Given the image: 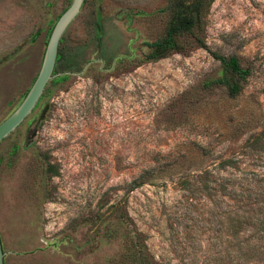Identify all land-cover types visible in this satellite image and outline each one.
I'll list each match as a JSON object with an SVG mask.
<instances>
[{"label":"rangeland","instance_id":"374dc122","mask_svg":"<svg viewBox=\"0 0 264 264\" xmlns=\"http://www.w3.org/2000/svg\"><path fill=\"white\" fill-rule=\"evenodd\" d=\"M71 0H0V121ZM171 0H83L28 115L0 139L3 264H264V0H212L206 45L144 60ZM120 213L125 220L118 219ZM250 243L259 247L251 249Z\"/></svg>","mask_w":264,"mask_h":264},{"label":"trees","instance_id":"16d2710c","mask_svg":"<svg viewBox=\"0 0 264 264\" xmlns=\"http://www.w3.org/2000/svg\"><path fill=\"white\" fill-rule=\"evenodd\" d=\"M212 0H171L168 18L162 35L152 41L143 42L149 50L143 55L144 60H156L173 52H182L194 45L205 49L221 68V75L213 78L206 85H223L230 96L236 95L242 84L250 75V69L241 65L235 55L223 56L211 50L205 43L201 32L204 15ZM118 219L123 222L125 215L120 213ZM126 253L122 255L129 264H157L147 255L144 245L136 236ZM1 245V244H0ZM259 246L250 243L251 249ZM261 248L264 247L261 244Z\"/></svg>","mask_w":264,"mask_h":264},{"label":"water","instance_id":"95a60500","mask_svg":"<svg viewBox=\"0 0 264 264\" xmlns=\"http://www.w3.org/2000/svg\"><path fill=\"white\" fill-rule=\"evenodd\" d=\"M83 0H71L58 16L49 33L39 70L20 101L13 110L0 121V139L11 132L28 115L40 97L47 81L52 76L57 46L60 36L69 21L78 12ZM0 264H3V251L0 245Z\"/></svg>","mask_w":264,"mask_h":264}]
</instances>
